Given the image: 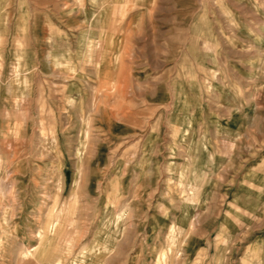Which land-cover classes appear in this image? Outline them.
Instances as JSON below:
<instances>
[{"label": "rangeland", "instance_id": "374dc122", "mask_svg": "<svg viewBox=\"0 0 264 264\" xmlns=\"http://www.w3.org/2000/svg\"><path fill=\"white\" fill-rule=\"evenodd\" d=\"M0 264H264V0H0Z\"/></svg>", "mask_w": 264, "mask_h": 264}, {"label": "bare ground", "instance_id": "6f19581e", "mask_svg": "<svg viewBox=\"0 0 264 264\" xmlns=\"http://www.w3.org/2000/svg\"><path fill=\"white\" fill-rule=\"evenodd\" d=\"M7 184V183H6ZM10 190V189H9ZM7 192V191H6Z\"/></svg>", "mask_w": 264, "mask_h": 264}]
</instances>
